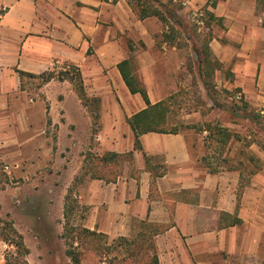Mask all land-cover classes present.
I'll return each mask as SVG.
<instances>
[{
    "label": "crops",
    "instance_id": "crops-1",
    "mask_svg": "<svg viewBox=\"0 0 264 264\" xmlns=\"http://www.w3.org/2000/svg\"><path fill=\"white\" fill-rule=\"evenodd\" d=\"M184 1L192 8H205L210 19L205 26L208 46L220 65L230 68L234 76L230 87H241L246 99L248 92L255 94L258 100L252 105L264 107V0ZM1 9L5 11L0 15V92L24 91L22 80L30 76H21L18 70L38 75L63 64L75 65L88 95L100 98L101 140L88 149L94 155L132 152L120 159L119 173H107L114 179L79 176L87 141L72 140L69 133L72 125L79 130L92 118H86L87 107L71 81L53 78L43 83L39 91L51 112H61L65 119L60 122L65 138L56 141V148L53 140L22 144L35 155L29 172L45 165L56 169L60 163L70 184L76 183L74 225L104 233L111 241L135 237L144 222L161 226L163 231L154 237L160 264H264V149L258 143L250 145L259 148H253L252 161L257 164L252 163L248 172L242 163H206L209 146L220 142L189 140L182 131L144 133L141 148L136 147L128 118L147 103L140 93L131 92L119 64L129 61L127 67L153 104L177 88L169 75L174 68L158 46L157 32L163 30L148 25L152 15L141 18L129 0H0ZM45 99L31 98L37 110L44 108ZM4 151L0 140V153ZM156 170L162 175L154 177ZM21 173L26 175V170ZM246 176L250 180L244 182ZM65 184L68 193L70 184ZM65 200L66 196L62 209ZM3 211L4 207L0 215ZM33 220L29 210V225L14 222L30 249L28 263L58 261L60 256ZM12 248L0 240V264ZM64 254L65 264H71Z\"/></svg>",
    "mask_w": 264,
    "mask_h": 264
},
{
    "label": "rangeland",
    "instance_id": "rangeland-1",
    "mask_svg": "<svg viewBox=\"0 0 264 264\" xmlns=\"http://www.w3.org/2000/svg\"><path fill=\"white\" fill-rule=\"evenodd\" d=\"M129 1L139 15L141 8H145L150 13L158 10L168 19L167 22H162L158 16L152 15L148 21L150 27H161L164 31V34L163 31L157 32L158 46L162 54L169 58V67L174 68L170 69V77L177 81L175 91L165 98L169 102L168 128L186 133L189 140H217L216 135H211L208 125L214 127V132L216 128H227L231 133L229 141L210 145L206 163H242L246 172L251 170L252 163L257 164L256 160L252 161L253 148H259L257 145L250 147L251 143L256 142L264 148V107L252 105L253 100H258L255 94L248 92L246 99L241 87H230L234 81L230 68L222 63L220 65L219 61V64L215 62L216 57L213 54L209 61L204 60L210 40V34L205 30L210 20L205 8H192L184 0ZM261 7L264 8V2ZM195 13L199 15L196 17ZM261 22L264 24V18ZM60 70L71 71V66L63 64L56 72ZM42 85L41 78L29 77L22 80L23 92L15 88L6 94L0 92V140L5 145V151L0 153V209L4 207L0 217L4 220L12 219L14 222L17 220L26 227L29 225L26 221L27 213L32 210L36 228L46 235L49 247L60 256L58 261L50 259V263L65 264L66 244L60 235L64 232L63 214L66 213L67 205L71 208V223H77V209L73 203L76 183L70 184L60 163L56 169L45 165L29 172L28 169L32 166L30 160L34 161L35 155H32L28 146L22 144L25 140H53L56 148V141L65 138L62 137L60 129V122L65 119L61 112H51L49 102L39 91ZM237 92L242 94L240 100L235 99ZM31 98L41 101L45 99L44 108L37 110ZM84 105L88 112L86 118L90 116L91 123L86 121L82 126L79 125V130L72 125L69 133L72 140L87 141L86 148L82 151L84 158L82 157V171L79 176L90 175L85 172L84 166L87 164L88 167L92 162L94 152L88 146L95 140H101L100 104L90 103L89 107L85 103ZM258 113L261 114L260 117H257ZM24 170L26 175H20L19 172ZM111 170L119 173V164L111 167ZM249 180L250 177L246 176L243 181ZM65 183L70 184L68 193H64ZM65 196V208L62 209L61 200ZM2 226L0 223V229ZM108 242H112L111 239Z\"/></svg>",
    "mask_w": 264,
    "mask_h": 264
},
{
    "label": "trees",
    "instance_id": "trees-1",
    "mask_svg": "<svg viewBox=\"0 0 264 264\" xmlns=\"http://www.w3.org/2000/svg\"><path fill=\"white\" fill-rule=\"evenodd\" d=\"M212 5H215V3ZM4 11V9H1L0 15L3 14ZM150 15L158 16L162 22L168 21L166 16L158 10L150 13L147 12L145 8H141V18ZM211 56L212 52L210 48L206 46L204 60L209 61ZM215 62H218V60L215 59ZM209 63L213 64L212 62ZM128 64V60H124L119 64L122 76L131 92L140 93L147 103L146 108L128 118L135 134L136 147L141 148L140 137L144 133H178L179 131L177 129H169L167 126V116L169 113L168 99L161 100L154 104L151 103L145 87L141 85L135 74L132 73V70L127 67ZM70 66L71 71L60 70L56 72L52 70L38 75L27 73L22 70H18V72L21 76L27 75L41 78L42 83H46L53 78L59 80L67 79L74 84L79 97L88 107L90 103L99 105L100 98L88 95L80 69L75 65ZM256 115L257 117L261 116L260 113ZM208 129H210L211 135H216L218 137L216 139L222 144L227 143L231 137V133L227 128H216L214 132V127L208 125ZM126 156L128 158L131 157L132 152L124 155L112 152H107L104 155L96 154L91 158L92 162L88 164V167L87 164H85V172L90 173L91 177H103L108 180L114 179V175H107L108 172L113 173L111 168L109 169V163L116 166L119 164L120 159ZM260 166H263V162ZM160 175H162L160 171H154V177ZM66 209L64 232L61 237L65 241V253L70 258L71 264H160L154 237L163 231L161 226L150 222H144L142 230L139 231L135 237L129 238L121 236L113 239L112 242H108L109 238L106 234L88 229L84 226L72 224L70 220L71 208L67 205ZM0 223L3 224L0 229V240L13 247V249H7L5 251L2 264H29L27 256L30 253V249L25 243L23 234L15 227L14 221L12 219L4 220L0 217Z\"/></svg>",
    "mask_w": 264,
    "mask_h": 264
},
{
    "label": "built area",
    "instance_id": "built-area-1",
    "mask_svg": "<svg viewBox=\"0 0 264 264\" xmlns=\"http://www.w3.org/2000/svg\"><path fill=\"white\" fill-rule=\"evenodd\" d=\"M197 15H199V13H195L194 14V16H196L197 17ZM200 15H202V13H200ZM242 98V94L240 93V92H237L236 94H235V99L236 100H240ZM205 133L207 132V131H204ZM6 168L8 169V166H6Z\"/></svg>",
    "mask_w": 264,
    "mask_h": 264
}]
</instances>
